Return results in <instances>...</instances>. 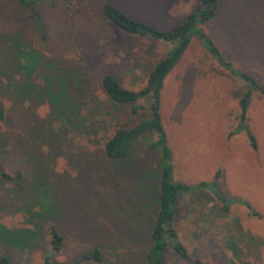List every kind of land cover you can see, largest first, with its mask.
Masks as SVG:
<instances>
[{"label": "rangeland", "instance_id": "obj_1", "mask_svg": "<svg viewBox=\"0 0 264 264\" xmlns=\"http://www.w3.org/2000/svg\"><path fill=\"white\" fill-rule=\"evenodd\" d=\"M102 3L164 31L192 13L197 0H39L31 13L17 0H0V33L20 31L24 51L42 61L34 82L64 76L69 94L79 98L80 116L98 125L87 137L70 131L47 103H19L0 94L6 112L0 122L5 141L0 173L9 177L0 176V257L9 264H42L45 256L49 264H92L80 256L94 247L101 249L104 264H113L108 240L118 229H136L134 238L116 242L118 255L145 247L139 235L148 221H131L128 210L141 173L151 177L145 197L152 198L156 155L144 140L124 160L103 155L102 145L114 129L136 119L128 106L108 101L100 79L110 74L121 87L137 91L171 45L119 31L102 17ZM199 30L234 69L264 89V0H218L214 17ZM245 91V84L220 68L195 36L163 80L159 112L172 153V178L209 186L178 198L173 226L188 257L167 250L162 264H192L194 258L208 264H264V95L251 93L247 129H239L238 100ZM246 131L255 139V150ZM37 175L43 176L38 178L42 186L29 197L36 186L28 185ZM45 201L53 213L29 220ZM35 224L36 241L30 237L23 244L29 247H11L13 235L19 237L11 230H33ZM48 228L62 239L57 251L50 249Z\"/></svg>", "mask_w": 264, "mask_h": 264}, {"label": "trees", "instance_id": "obj_2", "mask_svg": "<svg viewBox=\"0 0 264 264\" xmlns=\"http://www.w3.org/2000/svg\"><path fill=\"white\" fill-rule=\"evenodd\" d=\"M17 1L22 8L31 13L32 6L39 0ZM217 4L218 0H197V5L192 13L188 14L180 24L164 31L155 29L142 21L130 18L107 3L101 4L100 12L102 17L119 31L131 37L156 40L171 45V48L165 53V57L156 62L149 70L144 86L137 91L121 87L117 79L110 74H105L100 79L101 89L108 101L112 104L128 106L129 114L136 119L134 125L129 127L119 125V127L114 129L102 145L103 155L111 161L124 160V158H128L130 155L132 147L141 142V140H144L146 147L155 153L157 159L154 176L152 175L155 179L152 198L148 201L145 197L151 177L141 173L139 184H135V188L132 190L133 200L128 210L130 213L128 217L131 221L138 220L141 223L145 219L148 221L146 228L140 227L141 235H139L142 240L139 244L142 247L144 241L145 247L143 250L137 249L135 253L129 250L122 255H118L115 252L118 249L117 246H119L116 242H124L130 240L132 237L134 238L136 229L128 231L112 229L116 234L110 233L108 242L110 244L109 249L112 251L110 255H114L115 257L113 264H162L163 255L167 250H170L182 259L188 257L173 226L175 205L181 195L195 192L201 193L209 185L206 182L186 185L173 180L172 153L167 144V137L162 126L159 108L163 80L181 60L190 42V38L195 36L204 51L220 68L228 71L231 75L237 76L245 84L246 91L238 100L239 129L246 128V111L251 93L258 92L264 95V89L257 86L251 77L234 69L232 64L223 58L211 40L199 30V26H202L214 17ZM13 32V34L10 32L0 33V94H6L19 103L27 99L36 103H47L51 107L52 115L60 117L70 131H78L87 137L94 136L97 133L98 125L93 124L92 120L89 121L87 118L80 116L79 108L81 103L79 102V98L69 94L66 86L67 80L64 76L54 77L49 75L47 78H44L41 84L34 82L33 74L37 72V69L39 71V68L43 67L42 61L37 53H31L28 50L24 51L27 46L23 40L22 33L18 30ZM21 52L24 53V56H21ZM15 75L18 76L16 80L14 79ZM139 102H143L144 104L139 105ZM5 120L6 112L0 96V122H4ZM149 136L154 137V139L145 140ZM246 136L248 137L250 148L255 150L256 143L254 137L248 131H246ZM4 146L5 141L0 139V152ZM0 176L3 179H9L6 174L0 173ZM42 177L37 175L36 179L29 183L28 187L36 186L35 190L28 193L29 197H34L36 190L42 186V182L38 179ZM225 201L224 199V205L226 204ZM39 206V212L29 216V220L33 218L42 220L46 212L53 213V205L51 203L45 201V206L42 204ZM222 210L225 211L223 205ZM32 227L33 230H11L14 234L19 235V237L13 235L15 237L13 239L16 241L10 240L12 243L11 247L18 248L19 250L29 247L27 245L23 246L24 241H29L30 237L35 238V234L32 232H36L37 235L38 224ZM47 230L50 249L53 251L59 250L62 242L60 235L53 228H48ZM0 231H2L1 227ZM14 243H19V246H15ZM30 243L33 244L32 242ZM128 249H131V247ZM101 252V249L94 247L82 253L80 260L91 262L92 264H104L105 261ZM0 264H9L8 258L1 256ZM42 264H49L46 256L43 258ZM192 264L208 263H202L197 258H194Z\"/></svg>", "mask_w": 264, "mask_h": 264}]
</instances>
